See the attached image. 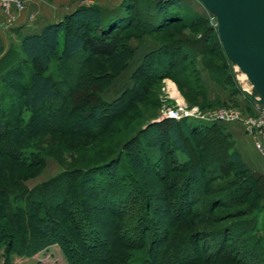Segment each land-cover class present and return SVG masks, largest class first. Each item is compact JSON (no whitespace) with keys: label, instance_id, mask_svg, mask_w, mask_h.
Masks as SVG:
<instances>
[{"label":"trees","instance_id":"16d2710c","mask_svg":"<svg viewBox=\"0 0 264 264\" xmlns=\"http://www.w3.org/2000/svg\"><path fill=\"white\" fill-rule=\"evenodd\" d=\"M131 1L145 9H134L129 0H122L112 9L100 5L78 6L40 33L20 37L0 57L3 264H9L11 255L32 258L53 244L59 246L67 264H211L212 260L238 264L235 257L229 256L233 239L252 244L254 250L259 247L249 264H264V236L260 234L264 226L258 225L264 219V206L259 204L264 198V178L245 165L233 136L222 123L203 124L188 118L141 121L128 131L120 153L96 162L90 169L81 167L66 172L67 183L55 205L34 199L26 202L27 189L14 172V166L29 171L43 164L44 152L35 150L40 140L34 137L51 134L70 141L92 138L151 95L147 78H171L183 91L203 96L204 88L195 69L199 60L214 81L232 89L230 93H236L233 96L241 94L237 87L233 88L231 65L224 57L210 16L196 0ZM171 26L190 31L199 27L198 39L157 44L133 70L132 85L118 99L104 101L101 93L127 69L147 32L157 33ZM133 41L136 46L132 45ZM214 51H218L216 56ZM71 62L75 68L91 66L86 69V77H93V82L99 83L95 101L83 107L73 103L80 93L75 90V82L60 76ZM66 88L73 95L70 101L59 90ZM245 100L248 106L251 99L245 95ZM108 112L111 115H106ZM164 128V143L157 149L161 152L157 155L150 149L147 135ZM208 135L216 137L214 151L219 149L232 168L233 179L223 188L211 186L224 179V166L218 162H208L204 157L199 163H189L179 170L169 161V151L189 158L187 143L197 141L203 148ZM114 165H122L120 176L124 181L116 189L104 181L105 177L111 178ZM144 170L160 183L159 198L163 199L165 208L161 212L154 211L151 205L157 194L134 188L137 185L134 178ZM233 184L245 186V193L236 198L229 197L233 191L220 198L212 196ZM89 192L95 202L84 207L83 199ZM251 195L253 199L249 201ZM230 201L240 204L242 210L228 214L233 215L228 225L216 227L221 220L212 216L213 208L227 206ZM162 217L169 220L163 222ZM211 224L205 232L204 226ZM49 232L53 235L46 240L39 235L47 236ZM207 240L211 243H205Z\"/></svg>","mask_w":264,"mask_h":264},{"label":"rangeland","instance_id":"374dc122","mask_svg":"<svg viewBox=\"0 0 264 264\" xmlns=\"http://www.w3.org/2000/svg\"><path fill=\"white\" fill-rule=\"evenodd\" d=\"M23 1L27 3L30 0H23ZM38 1L43 4H53L54 6H58V7L64 5L67 6L68 8H71L72 6L78 7V6L100 5L102 7L112 9L116 7L122 0H38ZM129 2L133 4L131 0H129ZM133 7L134 9H141V10L145 9L143 5H135V3L133 4ZM209 22H210V17H209ZM147 27H148L147 29L150 30V27L149 26ZM196 28L197 29L195 30L193 29L190 31V30H183L180 26H171L170 28H166L165 30L157 33H151L150 31L147 32L148 35H145L143 37L142 44L136 50L134 58L129 62L127 69L123 72V74H121L119 78L113 80L110 86L101 93L100 95L101 98L106 102H112L113 100L118 99L121 96V94L124 92V90L132 85L131 75L133 73V70L138 66V64H140V60L147 51H150L152 48L156 47L157 44H166L176 40L194 42L195 40L198 39V35H199L198 32L199 27ZM213 28L217 32V27L216 28L213 27ZM136 44H137L136 41L132 42L133 46H136ZM212 53L213 55L216 56V54H218V51H214ZM77 59L80 60L81 57H77ZM90 67L91 66L88 65V67L85 66L84 69H81L80 67L75 68V65H72L71 62L66 65V68L62 69L63 70L62 73L59 72V74L61 73L60 76L63 77L66 76L67 81L75 82V84L77 85V88H75V90L76 92L80 91V93H78V95L75 96V100L73 103L77 104L78 107H83L85 105L93 103L95 101L94 99L95 93L99 90V83L93 82L92 80L93 77H91V79H89V77H86V72H87L86 69H89ZM230 68L231 69L229 74H231L233 88L237 87L241 91V94L239 93V95L245 98L246 94L242 91V88L245 84L246 78L238 71H235L234 67L231 66ZM195 69H197L198 71L196 72L198 74V78L200 79L202 89L204 88L203 96H196L191 93L189 94L183 91L171 78L165 77L159 80L147 78V84L150 85L149 87L151 89V95L146 100L139 101L138 103H136L135 106L132 108L131 112L129 113L125 112L119 121L113 122L112 124L105 127L100 133L94 135L95 137L93 136L92 138L91 137L79 138V139H74V141L73 140L70 141L67 138L60 137L59 135L39 134L35 136L34 138L36 141L40 140L39 143L36 145L35 150L37 151L40 150L44 152L42 153L44 155L43 164L29 171H22L14 166V172H16V174L19 175L18 179L21 180L23 187L27 189L25 196L26 202L28 199L29 200L34 199V200H40L44 202L46 205H55V203L58 201L57 199L60 198V196L62 195L64 185L67 183L65 179L66 178L65 174H67L66 172L74 169H79L81 167L90 169L96 162L105 161L108 158H111L113 154L115 155L117 153H120L122 151L121 149L122 144L124 141H126L128 131L133 126L134 128L137 127L138 123L141 121H147L151 118H155L154 120H152V122L153 121L160 122L165 119L168 120L169 118H166L168 112L170 111L176 112L179 110V107H182L183 110L185 109L187 111H193L195 112V115L201 114L204 116H208L209 114L213 113L216 110L222 108H228V107L238 109L243 114H247L251 116L254 115V111L252 107L253 100H251V103L248 102L249 105L247 106L246 100L243 101L242 99V102L240 103L237 102L236 99H232V97L237 98V96H233L236 93L231 94L230 90L232 89H230L228 86L226 87L221 83H218L217 81H214L209 71L203 68V65L200 63L199 60L197 61ZM50 72L53 73L54 70H51ZM56 77L58 76L56 75ZM66 86L68 87V85ZM244 88H246V86H244ZM59 90L61 93L67 94L69 98L68 101H70L71 97L73 96L72 92H70L71 90L67 88L59 89ZM226 98L228 99L226 100ZM106 115H111V114L108 112ZM188 119L199 121L202 122L203 124L218 123L211 120H202L194 117H189ZM222 125L224 126V129L226 131H228L229 125L239 126L243 130V134L245 136H249L245 132L243 126L239 123L222 124ZM165 131L166 130L164 128L157 131H152L150 132L149 135H147V140L149 142L150 149L152 147L151 150L157 155H160L161 153L157 149L160 147V144L162 142L164 143ZM40 136L42 138L38 139ZM34 138L31 140H34ZM215 139L216 137L212 136L211 138L208 135L203 144L204 145L203 148L197 145V141H191L187 143L190 152V157L187 159L179 154L175 155L172 153V151H169V155L168 154L167 155L169 156V161L171 163V166L178 167L179 170H182L183 166L186 165L188 166L189 163L192 164L199 163V161L204 157L207 158V161L209 160L208 162L213 160L215 161L214 163L217 164L218 162V164L224 166L223 169L224 171L222 172L223 173L222 177L224 179L212 183L211 186L212 188L225 187L226 183L231 182L233 179L232 177L233 175L231 171L232 168L226 164L225 159L223 157V153L219 149L217 152L214 151ZM251 140L254 150L257 152V154H259L255 148L254 141L252 138ZM165 146H167L165 148H169L168 145ZM235 148L237 149L236 143H235ZM259 156L261 155L259 154ZM261 158L263 157L261 156ZM2 163L4 164V162ZM6 164H11V162L6 161ZM0 166L3 167V165H1V161H0ZM121 169H122V165L121 166L114 165L112 170L110 171L111 178L108 179V177H105L104 181L110 184L109 185L110 188L116 189L124 184L123 178L120 176ZM211 170L212 169L208 168V171ZM133 172L134 170L132 168L131 173ZM225 173L227 175L226 177H225ZM257 173L261 175V173L259 172ZM134 179H135L134 183H137V185L134 184V188L136 187L139 190H144L147 193L157 194L156 197L158 198L157 199L153 198V200L151 201L152 208L154 209V211L155 210L159 212L163 211L165 208L163 207L164 205L163 199H160L162 196V193L160 192L161 189L160 183L155 179L153 174L144 170L143 174L141 172V175H136ZM245 190H246L245 186L238 187L235 184H233L232 187H229V189H227L223 193L218 192L213 194L212 196L214 198H220V197H224L226 193L233 191V193L229 194V197L236 198L241 194L243 195V193H245ZM84 197H85V199H83V201L85 200V202L83 203L84 207L94 204L95 201L93 199L92 194H90V192L87 193ZM252 199H253L252 195L248 197L249 201H252ZM259 204L264 206V198H262L259 201ZM241 207L242 206L240 204L234 203L232 201H230L229 205L227 206L221 205L219 207H214L212 210V216L219 217L221 220V222L218 225H216V227L228 225L229 221L233 219L232 218L233 215L230 216L228 214L236 213V210L237 211L240 209L242 210ZM168 220L169 218L162 217L163 222ZM237 220L240 221L242 219H237ZM32 222L33 224H38L34 221ZM3 224L9 230L8 227L9 225L5 223V221H3ZM258 225L260 228L264 226V219H260ZM211 226L213 225L211 224L206 227L204 226V228H206V230L204 231L207 232L208 230H210L208 228ZM162 227L164 229L167 228L166 225H163ZM199 231L203 232L202 229L201 230L199 229ZM50 234H52V232H49L47 236L41 234L39 235L43 240H46L47 237L50 236ZM260 234L264 236V229L260 231ZM205 243H211V242L207 240ZM230 246L233 255L230 253L229 256L231 258L235 257L236 260L239 262V263L237 262L238 264H249L250 262H252V258H254L253 256L254 255L256 256L258 251H260L259 247L256 248L257 250H254L252 244H245L244 241L242 242V240L236 241V239H233V242L231 243ZM2 250L3 248L0 249V264H3L4 256H5ZM214 261L215 260H212L213 263L211 264H232L229 261H224V262H222L221 260H218L217 262ZM9 264H67V262L65 261L64 255L61 249L59 248V246L53 244L46 247L44 250H42L40 253L36 254L32 258H24V257H19L17 255H11Z\"/></svg>","mask_w":264,"mask_h":264},{"label":"water","instance_id":"95a60500","mask_svg":"<svg viewBox=\"0 0 264 264\" xmlns=\"http://www.w3.org/2000/svg\"><path fill=\"white\" fill-rule=\"evenodd\" d=\"M196 1L216 19L226 59L251 86L248 97L264 106V0Z\"/></svg>","mask_w":264,"mask_h":264},{"label":"crops","instance_id":"0c3cea01","mask_svg":"<svg viewBox=\"0 0 264 264\" xmlns=\"http://www.w3.org/2000/svg\"><path fill=\"white\" fill-rule=\"evenodd\" d=\"M53 6V4L40 3L38 0H30L26 3L25 10L12 17L5 16L0 10V57L13 43H17L20 37L40 33L45 26L60 22L65 15L76 8V6L68 8L65 5ZM232 99L240 103L242 99L245 100L240 95ZM228 131L233 136L237 151L245 165L264 177V159L254 150L251 138L245 136L239 126L229 125Z\"/></svg>","mask_w":264,"mask_h":264},{"label":"built area","instance_id":"2783aa9c","mask_svg":"<svg viewBox=\"0 0 264 264\" xmlns=\"http://www.w3.org/2000/svg\"><path fill=\"white\" fill-rule=\"evenodd\" d=\"M25 8L26 2L23 0H0V10L8 17L22 12ZM210 23L213 27H217L216 19L213 16H210ZM235 71L237 70L235 69ZM244 86H246V88H244ZM244 86L242 91L248 96L251 92V86L249 85L248 87L246 81ZM252 107L254 111V115L252 116L243 114L238 109L231 107L216 110L208 116L201 114L195 115V112L183 110L182 107H179V110L176 112H168L166 118L178 121L183 118L194 117L222 124L239 123L245 129L247 135L253 139L256 150L264 158V106H259L252 101Z\"/></svg>","mask_w":264,"mask_h":264},{"label":"bare ground","instance_id":"6f19581e","mask_svg":"<svg viewBox=\"0 0 264 264\" xmlns=\"http://www.w3.org/2000/svg\"><path fill=\"white\" fill-rule=\"evenodd\" d=\"M249 87V86H248Z\"/></svg>","mask_w":264,"mask_h":264}]
</instances>
